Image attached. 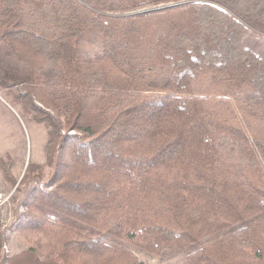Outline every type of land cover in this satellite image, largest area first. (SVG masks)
<instances>
[{"label": "trees", "instance_id": "16d2710c", "mask_svg": "<svg viewBox=\"0 0 264 264\" xmlns=\"http://www.w3.org/2000/svg\"><path fill=\"white\" fill-rule=\"evenodd\" d=\"M0 46L57 158L1 264H264V0H0Z\"/></svg>", "mask_w": 264, "mask_h": 264}, {"label": "rangeland", "instance_id": "374dc122", "mask_svg": "<svg viewBox=\"0 0 264 264\" xmlns=\"http://www.w3.org/2000/svg\"><path fill=\"white\" fill-rule=\"evenodd\" d=\"M173 2L175 1L149 4L136 12L158 8L163 4H174ZM6 52L7 48L0 46V57L6 61L5 64L10 70L19 71L24 76L27 68L15 59L7 58ZM27 85L6 86L0 82V251L5 259L36 242L37 236L34 234L23 235L16 232L14 223L27 209L25 205L31 200L33 188L50 183L57 164V158L50 164L47 157L46 146L51 138V127L46 121L39 119L35 110L22 98V95H27L30 91V86ZM42 108L46 110L44 106ZM207 241L208 239L203 243ZM113 243L135 253L146 264L167 263L157 255L141 250L132 241L113 238ZM186 249L174 253V257H180Z\"/></svg>", "mask_w": 264, "mask_h": 264}]
</instances>
